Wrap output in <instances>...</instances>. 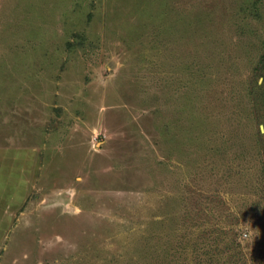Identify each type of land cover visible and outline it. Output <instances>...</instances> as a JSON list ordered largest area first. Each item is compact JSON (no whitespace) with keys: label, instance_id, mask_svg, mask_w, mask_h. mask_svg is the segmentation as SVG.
<instances>
[{"label":"rangeland","instance_id":"374dc122","mask_svg":"<svg viewBox=\"0 0 264 264\" xmlns=\"http://www.w3.org/2000/svg\"><path fill=\"white\" fill-rule=\"evenodd\" d=\"M264 0H0V264H264Z\"/></svg>","mask_w":264,"mask_h":264},{"label":"trees","instance_id":"16d2710c","mask_svg":"<svg viewBox=\"0 0 264 264\" xmlns=\"http://www.w3.org/2000/svg\"><path fill=\"white\" fill-rule=\"evenodd\" d=\"M264 58V57H263Z\"/></svg>","mask_w":264,"mask_h":264}]
</instances>
